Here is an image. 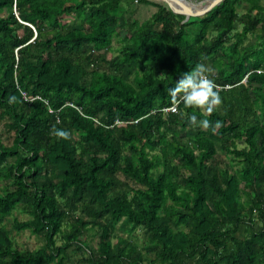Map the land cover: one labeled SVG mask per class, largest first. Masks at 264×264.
Listing matches in <instances>:
<instances>
[{"label":"trees","instance_id":"obj_1","mask_svg":"<svg viewBox=\"0 0 264 264\" xmlns=\"http://www.w3.org/2000/svg\"><path fill=\"white\" fill-rule=\"evenodd\" d=\"M200 63L211 114L167 94ZM0 121V264H264V0H0Z\"/></svg>","mask_w":264,"mask_h":264},{"label":"clouds","instance_id":"obj_2","mask_svg":"<svg viewBox=\"0 0 264 264\" xmlns=\"http://www.w3.org/2000/svg\"><path fill=\"white\" fill-rule=\"evenodd\" d=\"M212 69L204 63L198 64L190 72L181 75L175 85L167 90L174 102H182L186 108H199L207 114H211L221 103V98L216 90L214 80L211 78ZM175 111V108H173ZM183 115V113H181ZM189 122L194 126L208 128L210 122L207 119H198L196 115L188 116ZM219 127V122H216ZM57 137L67 138L68 132L56 130Z\"/></svg>","mask_w":264,"mask_h":264},{"label":"rangeland","instance_id":"obj_3","mask_svg":"<svg viewBox=\"0 0 264 264\" xmlns=\"http://www.w3.org/2000/svg\"><path fill=\"white\" fill-rule=\"evenodd\" d=\"M157 4L160 5H164L167 7V5L160 0H151ZM193 2H203L204 0H190ZM127 10V6H123L121 8V12H124ZM156 10V8L154 6L151 5H146L145 3H137V1H134V4L129 6V12H133L134 18L139 20V22L144 21L146 19H148ZM63 23H67V24H71L74 21V17L73 16H65L62 19ZM127 34V32L121 31V37L125 36ZM118 41L116 39H114L113 42V46L114 47H118ZM105 52H108L107 50ZM117 53H113L112 55H116ZM6 133H5V125L4 122L0 121V137H5ZM227 161V158H226ZM230 162L228 161V164ZM19 219H24L27 218L24 214H19L18 212L15 213ZM119 234H123L124 236H126V233L120 229L117 230ZM13 235L16 239V241L18 242V244L24 248V249H34L36 247H38L39 245H41V241L38 240L36 238L35 235H32L28 230H25L23 232H17L14 231ZM135 237H137L136 239H138L139 241H143V235L142 232H136ZM86 239L87 241H89L90 246L92 247H96L97 246V242L99 241V236L98 234H96L95 230H91L88 234L87 237L83 238Z\"/></svg>","mask_w":264,"mask_h":264},{"label":"water","instance_id":"obj_4","mask_svg":"<svg viewBox=\"0 0 264 264\" xmlns=\"http://www.w3.org/2000/svg\"><path fill=\"white\" fill-rule=\"evenodd\" d=\"M155 1V0H154ZM163 1L171 10H173L176 13L184 14L186 16V20H188L191 16H204L209 11H211L214 7H216L219 3H221L223 0H214L212 2H209V4H206L209 0H204L206 2V6L203 8L193 9L191 11L181 10L173 6L169 0H160Z\"/></svg>","mask_w":264,"mask_h":264},{"label":"bare ground","instance_id":"obj_5","mask_svg":"<svg viewBox=\"0 0 264 264\" xmlns=\"http://www.w3.org/2000/svg\"><path fill=\"white\" fill-rule=\"evenodd\" d=\"M214 0H209L206 2H193L190 0H169V2L175 6L178 9L191 11L193 9L203 8L206 6V4H209V2H212ZM206 3V4H205Z\"/></svg>","mask_w":264,"mask_h":264},{"label":"built area","instance_id":"obj_6","mask_svg":"<svg viewBox=\"0 0 264 264\" xmlns=\"http://www.w3.org/2000/svg\"><path fill=\"white\" fill-rule=\"evenodd\" d=\"M22 96H23V99H25V100H28V101H32V100H34V99H29L28 96H27V94H26L25 92H22ZM37 98H38V97H37ZM173 108H175V111H176V106H173V107H171V108L164 109L163 111L166 112V113L169 112V111H170V112H174V111H173Z\"/></svg>","mask_w":264,"mask_h":264}]
</instances>
